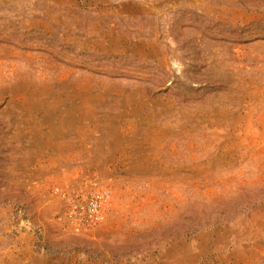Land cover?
I'll list each match as a JSON object with an SVG mask.
<instances>
[{"label": "rangeland", "instance_id": "1", "mask_svg": "<svg viewBox=\"0 0 264 264\" xmlns=\"http://www.w3.org/2000/svg\"><path fill=\"white\" fill-rule=\"evenodd\" d=\"M0 264H264V0H0Z\"/></svg>", "mask_w": 264, "mask_h": 264}, {"label": "built area", "instance_id": "2", "mask_svg": "<svg viewBox=\"0 0 264 264\" xmlns=\"http://www.w3.org/2000/svg\"><path fill=\"white\" fill-rule=\"evenodd\" d=\"M101 195L102 194H97L93 196L89 201L80 204L79 207L84 210L85 213H87L90 217H94L101 201Z\"/></svg>", "mask_w": 264, "mask_h": 264}]
</instances>
